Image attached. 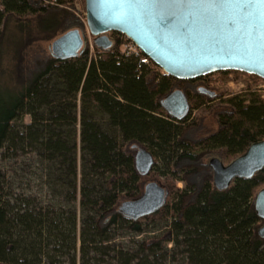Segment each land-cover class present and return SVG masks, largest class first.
I'll return each instance as SVG.
<instances>
[{
	"label": "trees",
	"instance_id": "1",
	"mask_svg": "<svg viewBox=\"0 0 264 264\" xmlns=\"http://www.w3.org/2000/svg\"><path fill=\"white\" fill-rule=\"evenodd\" d=\"M47 2L0 0V33L11 17L29 34L33 19L37 30L57 27L73 0ZM1 60L0 43V69ZM231 73L246 76L220 74ZM178 83L152 62L96 48L51 55L24 84L0 85V264H264L254 208L264 170L226 191L213 178L189 181L201 156L224 152L231 163L264 141V101L249 90L222 98L219 130L193 143L190 117L161 107ZM187 94L192 109L207 110L205 95ZM140 147L164 165L170 195L161 211L132 221L119 208L144 191Z\"/></svg>",
	"mask_w": 264,
	"mask_h": 264
},
{
	"label": "water",
	"instance_id": "2",
	"mask_svg": "<svg viewBox=\"0 0 264 264\" xmlns=\"http://www.w3.org/2000/svg\"><path fill=\"white\" fill-rule=\"evenodd\" d=\"M85 10L87 30L101 51L115 46L109 34H121L161 71L178 81L223 72L264 80V17L258 9L246 18L236 7H177L171 0H156L151 7L131 8L118 0H85ZM87 46L84 34L74 29L57 38L50 50L53 58L69 60L79 57ZM161 107L178 121L184 120L191 108L183 90L169 93ZM134 162L142 177L149 176L155 165L153 155L142 147L135 149ZM209 166L216 189L226 191L236 179H251L264 170V141L250 146L228 165L213 158ZM168 196L160 182H149L139 198L123 202L119 210L125 218L139 221L161 211ZM254 208L263 221L258 236L264 239V188L256 194Z\"/></svg>",
	"mask_w": 264,
	"mask_h": 264
},
{
	"label": "rangeland",
	"instance_id": "3",
	"mask_svg": "<svg viewBox=\"0 0 264 264\" xmlns=\"http://www.w3.org/2000/svg\"><path fill=\"white\" fill-rule=\"evenodd\" d=\"M35 1H37V7L48 6L47 0ZM65 9L66 13L64 12L63 16L59 18L60 21L58 26L55 25L57 27L49 29L47 32H44V30H37L38 21L36 19H33V21L31 19L32 25H30V27L32 28V33L29 34L27 30L23 32L18 31L16 26L17 19L13 17L9 18L8 26L0 33L2 51L0 85L6 86L8 84L17 88L37 74L42 70L45 62L51 56L50 48L52 43L69 30L79 29L88 41L87 50L94 55L96 47L94 46L93 37L89 34L86 27L85 0H73L72 5H67ZM52 11L58 13L60 9ZM50 22V24H54L52 23L53 21ZM108 37L112 41L115 39L120 41V37H115L113 34H109ZM122 44V42H119L112 49H119L120 51ZM159 73L166 75L160 69ZM193 84L194 83L191 81H180V83L175 86L174 90L190 91L191 94H199L198 90L203 88L215 93L211 98L208 94H205L204 96L207 102L204 106L207 110L202 111L201 109L196 110L192 109V107L190 108V113L187 117H190L189 123L194 122V124L188 129L185 137L193 143L198 142L219 130L218 114L229 110L228 107L221 103L222 98L225 99L234 95L243 94L249 90L259 95L264 101V82H255L250 78V75L237 76L231 73L227 76H223L219 73L207 76L204 85H201L200 83L196 84L197 87L195 90L197 93L193 89ZM25 121L26 123H30V118H26ZM133 153L135 154V150H133ZM213 158L221 160L224 165L230 164V161L226 160L224 152L201 156L200 160L196 164H193L198 168L201 167V169H199L195 175L190 177L189 181L191 184L201 185L205 178H213V171L209 166V163ZM155 163H157L158 166L153 167L150 175L144 179V183L160 182L170 195L168 186L171 184L164 176V165L158 162ZM189 164H191L189 161H185L178 167L181 168L188 166ZM1 170L4 173V163L1 166ZM177 186L179 188H184L185 185L183 183H177Z\"/></svg>",
	"mask_w": 264,
	"mask_h": 264
},
{
	"label": "snow or ice",
	"instance_id": "4",
	"mask_svg": "<svg viewBox=\"0 0 264 264\" xmlns=\"http://www.w3.org/2000/svg\"><path fill=\"white\" fill-rule=\"evenodd\" d=\"M118 2L127 4L131 8H147L154 5L156 0H118ZM172 4L179 7L199 6V7H236L242 10V14L250 17L252 10L258 9L261 17H264V0H171Z\"/></svg>",
	"mask_w": 264,
	"mask_h": 264
},
{
	"label": "built area",
	"instance_id": "5",
	"mask_svg": "<svg viewBox=\"0 0 264 264\" xmlns=\"http://www.w3.org/2000/svg\"><path fill=\"white\" fill-rule=\"evenodd\" d=\"M118 37H120V41L115 39L113 40V42L115 41L114 45L118 44L119 42L123 43L121 45V50H120L122 54H125L127 56H134L135 58L139 59L141 64L144 65H149L151 63V60L145 57L143 53L138 49V47L130 39H128L127 36L120 34Z\"/></svg>",
	"mask_w": 264,
	"mask_h": 264
},
{
	"label": "flooded vegetation",
	"instance_id": "6",
	"mask_svg": "<svg viewBox=\"0 0 264 264\" xmlns=\"http://www.w3.org/2000/svg\"><path fill=\"white\" fill-rule=\"evenodd\" d=\"M205 79H206V77L205 78H201L200 80H198V81H196V82H193L194 84H193V89L195 90L196 89V84H198V83H200L201 85H204V83H205ZM203 88H200L198 91V93H200V94H202V95H205V94H207V92H204V91H201ZM206 90V89H205ZM208 91V90H207ZM185 93H186V95H188L187 94V92L188 91H184ZM190 92V91H189ZM195 92L197 93V91L195 90ZM210 96V95H209ZM210 97H213V96H210Z\"/></svg>",
	"mask_w": 264,
	"mask_h": 264
}]
</instances>
